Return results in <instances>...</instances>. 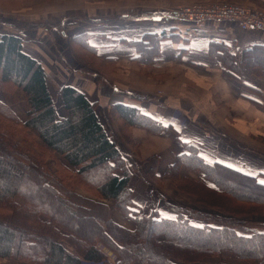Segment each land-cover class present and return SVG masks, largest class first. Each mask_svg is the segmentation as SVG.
I'll list each match as a JSON object with an SVG mask.
<instances>
[{
    "label": "trees",
    "instance_id": "trees-1",
    "mask_svg": "<svg viewBox=\"0 0 264 264\" xmlns=\"http://www.w3.org/2000/svg\"><path fill=\"white\" fill-rule=\"evenodd\" d=\"M164 35L147 34L136 42L140 56L134 63L151 67L154 52L145 46H155ZM22 44L16 35L0 36V91L19 90L27 108L20 119L0 101V259L25 264H198L225 251L244 264H264V223L240 218L264 211V175L244 174L203 157L199 145L186 143V153L167 167L166 175L197 203L226 216L180 208H175V219L138 215L131 209L129 189L135 164L123 159L116 138L98 121L95 103L62 85L59 96L67 114L59 117L46 72L23 52ZM211 47L227 55L224 47ZM260 56L262 45L244 51L246 75L264 77ZM105 87L100 86L102 92ZM118 112L130 127L150 121L128 107L120 106ZM150 123V130L164 128ZM180 167L201 172L202 180L180 178ZM109 200L134 220V230L112 222L103 203ZM99 243L117 257L115 263L106 259Z\"/></svg>",
    "mask_w": 264,
    "mask_h": 264
},
{
    "label": "crops",
    "instance_id": "crops-1",
    "mask_svg": "<svg viewBox=\"0 0 264 264\" xmlns=\"http://www.w3.org/2000/svg\"><path fill=\"white\" fill-rule=\"evenodd\" d=\"M190 1L195 0H27L19 10H0V36L20 37L23 52L37 60L44 71H74L76 75L77 71H87L74 45L96 60L120 68L130 64L145 67L134 63L140 56L135 43L147 34H165L155 46H145L154 52L150 68L165 77L159 82H144L126 81L123 75L101 76L110 88H103V104L95 103L98 121L112 124L120 154L127 163L135 164L129 182L131 209L157 219H175V208L207 211L194 197L178 191L165 173L186 153V143L199 145L203 157L244 174L264 175V144L255 140L264 137V78L246 75L242 64L245 50L264 46V33L242 31L230 23L204 27L184 23L175 9ZM212 43L224 47L227 55L220 48H210ZM231 73H236L235 78ZM94 78L64 85L78 89L89 100L84 89L90 88L88 83ZM120 106L138 111L149 123L164 126L159 131L146 127L149 123L131 126L138 154L131 151L117 128V124L128 127L119 118ZM168 125L171 128H166ZM178 175L202 180L201 172L186 167H180ZM103 203L112 222L135 229L134 220L115 208L114 201Z\"/></svg>",
    "mask_w": 264,
    "mask_h": 264
},
{
    "label": "rangeland",
    "instance_id": "rangeland-1",
    "mask_svg": "<svg viewBox=\"0 0 264 264\" xmlns=\"http://www.w3.org/2000/svg\"><path fill=\"white\" fill-rule=\"evenodd\" d=\"M25 1H27V0H22V1L0 0V10H5V11L19 10L23 6L22 2H25ZM224 5H228V6L231 5V7H234V9H236L238 11V13L242 14L241 16H243L244 18L251 19V20H253V18L258 19V20H260V19L264 20V3H260L257 0H252V1H246V0H238V1H235V0H195V1H190V2H185V3L179 4L178 6H176L175 11H178L179 9H188L192 13H198L200 11H211L214 9H220ZM208 23H213V22H208ZM208 23H206V24H208ZM222 23H230V24L235 25L237 28H239L237 26L238 24L236 25L235 23H232V22L225 21ZM189 24H191V23H189ZM215 24H221V23H215ZM191 25L194 26V24H191ZM204 26H202V27H204ZM240 30H242V31L253 30V31L260 32V33L261 32L264 33L263 30H259V29H240ZM74 48H75L74 51H75L78 59L85 64L84 66H85L87 71H77L79 73L78 75L74 74L73 73L74 71H45L46 75H47L46 76L47 77L46 78L47 87H48L49 93L53 99L54 105L57 109V113L59 114V117L60 116L65 117L67 114L66 110L64 109V107L62 105L61 98L59 96V88L62 85H64L65 82H67L69 84H77L78 82L82 81L81 80L82 78L85 80L86 79L88 80V79H92L95 77L94 82L88 83V86L90 88L84 89V90L86 91V94L89 97V101L90 100L95 101V102L91 101L92 103H96L98 101V102H101V104H103V101H101V99H100V95L105 94L106 92L104 93L101 91L100 87H98V85H97V82L99 83V86H101V87L108 86V85L105 84L104 81H101V78H102L101 76H105V77H111V76L115 77L116 76V77H118L120 75H123L122 78H124L126 81H129L130 79H138V81H144V82H146L147 80L159 82L163 77H165L164 76L165 74H163V73L162 74H155L153 72V69L150 67H139V66H136L134 64H130V67L124 69V68H120L119 66H116V64H114V63H110V62L104 63L102 61L96 60L93 56H91L85 50H82L81 47L74 45ZM257 57H258V55H257ZM260 59L263 60L264 57L260 56ZM91 68H94L98 71H90V70H92ZM94 73L96 75L94 77H91V75ZM80 75L82 78L80 77ZM166 76H169V74L166 73ZM262 78H264V77H262ZM0 101L5 103L6 105H8L17 114V116L20 119L24 118V114H25L27 108H26V104H25V100H24V96H23L22 92H20L19 90H15L13 92L0 91ZM96 106H97V104H95V108H96ZM108 110H109V108L107 109V113H108ZM118 114H119V112H118ZM110 116H111V114H110ZM110 118H112V117H110ZM119 118H121L120 114H119ZM112 120H115V119L112 118ZM102 125L107 132L112 134L111 127H110V125H112V124H108L107 122L103 121V119H102ZM117 128L120 131V133L122 134L124 141L126 143H128L129 145H131V147H132L131 151L134 154H138L139 145L138 146L132 145V142H131L132 141L131 127L128 126V127L123 129V128H119V126L117 124ZM255 140L259 141L261 144H264V137H260V138H257ZM53 165H54V162L52 160H48V167L51 171H54ZM172 184H174V183L172 182ZM174 187L178 191H180L175 184H174ZM181 192H183V191H181ZM81 193L84 194V196L91 197V196H89L90 194H87L85 192H81ZM203 207H204V210H207V211H200L203 214L218 215V216H223V217L226 216L220 210L213 209V208L207 207L205 205H203ZM192 210H194V209H192ZM196 211H198V210H196ZM240 218L247 219V220H250L252 222H257V223H258V221H262L259 223H264V211H262L261 213L252 215L250 217L246 216V215H241ZM97 247L106 255V259L109 262H111V263L116 262L117 257L110 250H108L106 247L102 246L100 243L97 244ZM225 254L230 255L231 253L223 251L217 257L202 259L200 262H198V264H205L204 261L211 264L217 260L218 261L215 264H218V263L244 264V262L239 260L235 255L231 254L232 256L231 255L225 256ZM206 259H208V260H206ZM0 264H25V263L16 262V261H13L11 259H0Z\"/></svg>",
    "mask_w": 264,
    "mask_h": 264
},
{
    "label": "built area",
    "instance_id": "built-area-1",
    "mask_svg": "<svg viewBox=\"0 0 264 264\" xmlns=\"http://www.w3.org/2000/svg\"><path fill=\"white\" fill-rule=\"evenodd\" d=\"M176 14L180 21L202 27L208 22L222 23L225 21L235 23L240 29H259L264 31V20L247 19L241 16L231 5H224L220 9L192 13L188 9H179Z\"/></svg>",
    "mask_w": 264,
    "mask_h": 264
},
{
    "label": "snow or ice",
    "instance_id": "snow-or-ice-1",
    "mask_svg": "<svg viewBox=\"0 0 264 264\" xmlns=\"http://www.w3.org/2000/svg\"><path fill=\"white\" fill-rule=\"evenodd\" d=\"M261 183H264V181H261Z\"/></svg>",
    "mask_w": 264,
    "mask_h": 264
}]
</instances>
